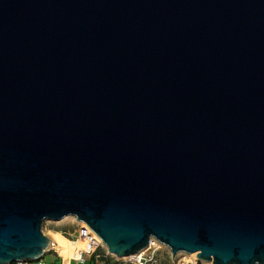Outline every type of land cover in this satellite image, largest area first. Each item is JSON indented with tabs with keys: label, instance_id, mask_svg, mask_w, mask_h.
Masks as SVG:
<instances>
[{
	"label": "water",
	"instance_id": "95a60500",
	"mask_svg": "<svg viewBox=\"0 0 264 264\" xmlns=\"http://www.w3.org/2000/svg\"><path fill=\"white\" fill-rule=\"evenodd\" d=\"M69 215L264 264V0H0V264Z\"/></svg>",
	"mask_w": 264,
	"mask_h": 264
},
{
	"label": "built area",
	"instance_id": "2783aa9c",
	"mask_svg": "<svg viewBox=\"0 0 264 264\" xmlns=\"http://www.w3.org/2000/svg\"><path fill=\"white\" fill-rule=\"evenodd\" d=\"M82 222H75L74 232H70L68 228H63L62 224L51 223L50 220H46L43 224V230L47 226L61 229L74 242L82 244V247L74 249L68 258L61 255L55 245V241L50 239L49 247L38 258L15 260L10 264H157L155 252L160 247L157 248V245L152 240H150L147 251L119 258L108 250L101 237L86 222H84L85 224H82ZM47 253L53 254L55 258L52 261L47 260ZM186 264H207V262L197 257Z\"/></svg>",
	"mask_w": 264,
	"mask_h": 264
},
{
	"label": "bare ground",
	"instance_id": "6f19581e",
	"mask_svg": "<svg viewBox=\"0 0 264 264\" xmlns=\"http://www.w3.org/2000/svg\"><path fill=\"white\" fill-rule=\"evenodd\" d=\"M66 221L77 222L76 217L73 215L66 216L61 220H56V221L50 220V222L57 223V224L64 223ZM82 224H85L84 221L82 222ZM46 235L49 236V238L51 240L55 241V245L57 246L61 255L65 258H68L72 254L74 249L82 247L81 246L82 244L74 242L67 235H65L61 229L49 228V233L46 232ZM151 240L153 241V243L155 242V244L157 245V248L162 247V246H166V245L162 244L161 242L157 241L155 238H151ZM148 249H149V246L144 248L143 250H141L139 253H143V252L147 251ZM180 254L186 255L184 258L183 264H186V263H188L192 260H195L197 258L196 254L193 252L192 253L180 252ZM206 262H207V264H213L212 260H208Z\"/></svg>",
	"mask_w": 264,
	"mask_h": 264
},
{
	"label": "rangeland",
	"instance_id": "374dc122",
	"mask_svg": "<svg viewBox=\"0 0 264 264\" xmlns=\"http://www.w3.org/2000/svg\"><path fill=\"white\" fill-rule=\"evenodd\" d=\"M55 224H57V223H55ZM60 224L63 225V228H68V230L70 232H74L73 231L74 226H76V223L74 221H66V222L60 223ZM57 225H59V224H57ZM55 228H58V227H55ZM46 232L49 233V227L48 226L44 229L45 234H46ZM185 256L186 255H181L180 253H178L176 255L175 259H173L170 249L166 246L160 247V249H158L155 252V259L157 260V264H183ZM54 258L55 257L53 254L47 253V255H46L47 260L52 261Z\"/></svg>",
	"mask_w": 264,
	"mask_h": 264
}]
</instances>
